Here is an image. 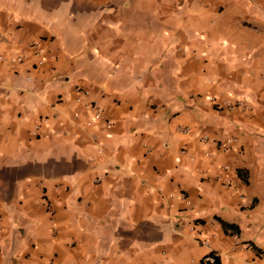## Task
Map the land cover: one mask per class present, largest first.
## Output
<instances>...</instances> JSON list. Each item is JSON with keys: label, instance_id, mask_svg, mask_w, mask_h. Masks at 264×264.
Returning a JSON list of instances; mask_svg holds the SVG:
<instances>
[{"label": "crops", "instance_id": "obj_1", "mask_svg": "<svg viewBox=\"0 0 264 264\" xmlns=\"http://www.w3.org/2000/svg\"><path fill=\"white\" fill-rule=\"evenodd\" d=\"M208 253L264 264V0H0V264Z\"/></svg>", "mask_w": 264, "mask_h": 264}, {"label": "built area", "instance_id": "obj_2", "mask_svg": "<svg viewBox=\"0 0 264 264\" xmlns=\"http://www.w3.org/2000/svg\"><path fill=\"white\" fill-rule=\"evenodd\" d=\"M77 94L80 95V96H84V95H86V93H84V92L81 91V90L77 91ZM93 106H94L95 110L97 109V110H96V113H93V118H94L95 120H98V119H100V112H101V111H100V107H98L97 104H95V103H93ZM181 130H182V133H183V134H187V133L189 132V129H187V128H183V129H181ZM202 141H207V137H204V138L202 139ZM202 244H203V245H206L207 242H206V241H203ZM203 261H204V263H206V264H214L215 261H216V255H215L214 253H208V254L204 257Z\"/></svg>", "mask_w": 264, "mask_h": 264}]
</instances>
